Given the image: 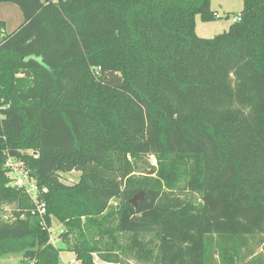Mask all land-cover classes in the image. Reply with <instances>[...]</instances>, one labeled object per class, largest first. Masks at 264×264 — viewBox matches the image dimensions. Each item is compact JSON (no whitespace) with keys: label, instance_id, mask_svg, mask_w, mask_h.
Returning <instances> with one entry per match:
<instances>
[{"label":"trees","instance_id":"16d2710c","mask_svg":"<svg viewBox=\"0 0 264 264\" xmlns=\"http://www.w3.org/2000/svg\"><path fill=\"white\" fill-rule=\"evenodd\" d=\"M5 2L23 22H0V259L264 264V0L211 38L210 0Z\"/></svg>","mask_w":264,"mask_h":264},{"label":"rangeland","instance_id":"374dc122","mask_svg":"<svg viewBox=\"0 0 264 264\" xmlns=\"http://www.w3.org/2000/svg\"><path fill=\"white\" fill-rule=\"evenodd\" d=\"M243 7V0H210V9L214 11V18L211 20H204L200 15L195 16V33L199 37L211 38L219 33L226 31L233 19L238 15ZM0 22H2V30L4 33H10L14 31L22 22L23 14L20 8L10 2L0 3ZM153 163V159L151 158ZM20 166V163L15 161ZM20 174V171L14 173ZM11 176L12 173L8 172ZM80 176L79 171H70L61 173V180L66 184L77 182ZM13 204L7 203L4 206V217L9 216V212L12 209ZM249 227L253 226V223H247ZM61 228L60 225L54 223L50 228V234L52 238V244L55 247H61L60 239L58 238V232ZM61 257H68V253L60 252ZM63 258V257H62ZM96 264H106L94 258ZM0 264H25L21 254H10L0 259Z\"/></svg>","mask_w":264,"mask_h":264},{"label":"built area","instance_id":"2783aa9c","mask_svg":"<svg viewBox=\"0 0 264 264\" xmlns=\"http://www.w3.org/2000/svg\"><path fill=\"white\" fill-rule=\"evenodd\" d=\"M238 19L239 17L236 16L233 19V21ZM6 165L9 167V172L12 173V175L9 176V178L12 181V184L17 186L18 188H21L27 194L30 201L32 202L33 204L32 213L36 214L39 218H43V216L46 213L45 211L46 207H45V202L42 198V194L46 192V189L39 187L36 184L35 180L28 175V172L15 163V159L9 158L7 160ZM18 171H20V174L19 175L16 174L14 176V173H17ZM40 223L44 224V221L41 220ZM62 232H63V228H60L58 232V238ZM49 242L52 243L50 228H49ZM58 264H79V261L73 256L69 260H64V261L60 260Z\"/></svg>","mask_w":264,"mask_h":264},{"label":"water","instance_id":"95a60500","mask_svg":"<svg viewBox=\"0 0 264 264\" xmlns=\"http://www.w3.org/2000/svg\"><path fill=\"white\" fill-rule=\"evenodd\" d=\"M144 197V192L143 191H139L138 193H136L130 200L129 203L133 206L136 207L143 199Z\"/></svg>","mask_w":264,"mask_h":264},{"label":"crops","instance_id":"0c3cea01","mask_svg":"<svg viewBox=\"0 0 264 264\" xmlns=\"http://www.w3.org/2000/svg\"><path fill=\"white\" fill-rule=\"evenodd\" d=\"M63 253L65 254V253H68L69 254V256L68 257H65V256H62L61 257V255H60V260H62V261H64V260H69L70 258H72L74 255L71 253V252H69V251H63Z\"/></svg>","mask_w":264,"mask_h":264}]
</instances>
